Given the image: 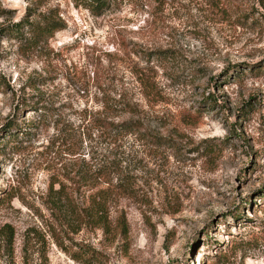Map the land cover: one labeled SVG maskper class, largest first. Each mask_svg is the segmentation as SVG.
Returning <instances> with one entry per match:
<instances>
[{"label": "rangeland", "instance_id": "374dc122", "mask_svg": "<svg viewBox=\"0 0 264 264\" xmlns=\"http://www.w3.org/2000/svg\"><path fill=\"white\" fill-rule=\"evenodd\" d=\"M107 2L0 0V264H264V0ZM83 158L132 178L126 238L53 219Z\"/></svg>", "mask_w": 264, "mask_h": 264}, {"label": "trees", "instance_id": "16d2710c", "mask_svg": "<svg viewBox=\"0 0 264 264\" xmlns=\"http://www.w3.org/2000/svg\"><path fill=\"white\" fill-rule=\"evenodd\" d=\"M74 1L94 14H98L108 6L107 0ZM14 26L13 29L7 31L18 33L17 27L20 25ZM49 27L45 25V30ZM0 83L4 82L0 81ZM116 104L117 111L125 109L122 102L118 101ZM138 125L139 121H127L119 125H111V130L114 135H118L138 130ZM13 126L17 129L16 124L8 123L6 125L7 135L11 136ZM131 179L116 162L102 160L97 163L93 162L92 158H88V160L83 158L74 169L73 177L69 179L72 183L71 188H66L64 184L59 183V187L54 190V183L51 185L48 194L51 215L58 223L57 225L66 227L67 235H78L80 232L90 234L100 231L105 235L116 233L126 238L129 233L126 218L122 213L115 219H112V215L115 209L113 204L116 200L125 198L132 193ZM230 216L232 219L236 218L234 213ZM79 248L78 255L76 254L73 259L84 264H93L97 260L95 251L90 246L81 245Z\"/></svg>", "mask_w": 264, "mask_h": 264}]
</instances>
